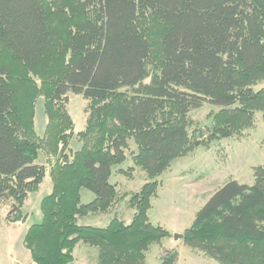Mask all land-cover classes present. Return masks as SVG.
Segmentation results:
<instances>
[{
	"label": "trees",
	"instance_id": "obj_1",
	"mask_svg": "<svg viewBox=\"0 0 264 264\" xmlns=\"http://www.w3.org/2000/svg\"><path fill=\"white\" fill-rule=\"evenodd\" d=\"M148 16L162 26L151 40ZM261 81L264 0H0V203L11 206L8 221H27L24 204L47 171L53 183L42 221L23 238L30 264H70L80 242L98 248L97 264H149L151 243L170 235L149 217L158 176L194 148L253 127L258 111L264 119V88H254ZM69 93L90 101L77 134L83 146L72 156ZM40 96L49 115L43 137L33 121ZM207 102L219 109L190 133L189 113ZM130 139L134 165L148 175L130 197L131 223L115 215L105 227L80 224L118 203L110 177ZM41 152L49 167L38 163ZM254 176L252 185L231 179L220 187L184 242L218 264H264V167ZM84 188L95 194L89 203ZM177 258L167 250L160 264Z\"/></svg>",
	"mask_w": 264,
	"mask_h": 264
},
{
	"label": "rangeland",
	"instance_id": "obj_2",
	"mask_svg": "<svg viewBox=\"0 0 264 264\" xmlns=\"http://www.w3.org/2000/svg\"><path fill=\"white\" fill-rule=\"evenodd\" d=\"M142 26L149 40L150 35H155L162 29L161 24L151 16H148ZM150 80L148 75L143 82L148 83ZM254 88H264V82H259ZM131 89L134 88H122L124 91ZM66 108L74 120L72 134L75 136L67 146V152L72 156L83 146L77 134L86 130L90 101L83 95L69 93ZM218 109V106L207 102L201 108L192 110L188 115L189 132L197 134L200 127L209 125L213 113ZM33 121L36 134L43 137L48 128L49 115L42 96L35 102ZM129 142L127 160L114 166L110 177V182L117 185L120 198L118 203L108 213H92L80 218V224L105 227L115 215L126 223H131L135 210L130 207V197L140 191L148 181V175L141 167L134 165L131 154L137 151V145L134 139ZM38 163L49 167L43 152L40 153ZM131 166H134V169L129 170ZM256 166L264 167V119L260 111L256 113L254 126L242 134L216 139L208 146H198L186 155L176 158L171 166L158 176L160 184L149 210L150 221L162 226L170 235L159 242L151 243L145 252L147 262L160 264L166 251L174 249L178 252L176 264H218L203 252L187 245L183 237L177 239L176 235H183L185 229L193 223L196 213L227 181L235 179L240 183L252 185L255 182ZM52 188L53 183L47 171L40 189L30 193L24 204L23 210L29 214L26 222L10 223L7 215L11 206L0 203V264L31 263V255L23 244V238L31 225L42 221L41 201L52 192ZM94 198L95 194L91 190L82 189V203H89ZM74 255L76 259L70 264L98 263V248L83 242L77 245Z\"/></svg>",
	"mask_w": 264,
	"mask_h": 264
},
{
	"label": "water",
	"instance_id": "obj_3",
	"mask_svg": "<svg viewBox=\"0 0 264 264\" xmlns=\"http://www.w3.org/2000/svg\"><path fill=\"white\" fill-rule=\"evenodd\" d=\"M182 237H183L182 234H177V235H176V238H177V239L182 238Z\"/></svg>",
	"mask_w": 264,
	"mask_h": 264
},
{
	"label": "crops",
	"instance_id": "obj_4",
	"mask_svg": "<svg viewBox=\"0 0 264 264\" xmlns=\"http://www.w3.org/2000/svg\"><path fill=\"white\" fill-rule=\"evenodd\" d=\"M186 229H187V228H186ZM186 229H185V230H186ZM195 254H196V252H195ZM162 255H163V254H162ZM162 255H161V256H162ZM196 255H197V256H200L199 254H196Z\"/></svg>",
	"mask_w": 264,
	"mask_h": 264
}]
</instances>
